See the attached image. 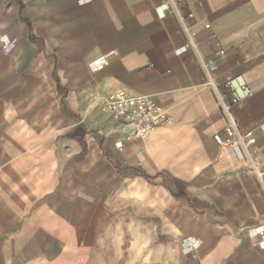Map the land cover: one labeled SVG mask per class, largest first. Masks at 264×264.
I'll list each match as a JSON object with an SVG mask.
<instances>
[{
	"label": "crops",
	"instance_id": "1",
	"mask_svg": "<svg viewBox=\"0 0 264 264\" xmlns=\"http://www.w3.org/2000/svg\"><path fill=\"white\" fill-rule=\"evenodd\" d=\"M118 90L171 122L127 140ZM254 168L264 0H0V264H264Z\"/></svg>",
	"mask_w": 264,
	"mask_h": 264
},
{
	"label": "built area",
	"instance_id": "2",
	"mask_svg": "<svg viewBox=\"0 0 264 264\" xmlns=\"http://www.w3.org/2000/svg\"><path fill=\"white\" fill-rule=\"evenodd\" d=\"M171 1L165 6L169 9ZM223 55V51L219 52ZM207 71V64H202ZM211 81V79H210ZM228 84V82H227ZM220 107L226 119L224 128L225 137L216 133L213 139L218 144L234 143L246 150V139L250 136V131H242L237 124L235 116L230 106L225 104L221 98ZM239 98L234 95L231 103H236ZM102 108L107 110L113 116L114 120L123 127L127 140H136L147 138L158 127L167 125L171 122V117L160 107V105L152 98L145 96H134L127 94L124 90H118L111 93L102 102ZM122 143H116L120 147ZM259 184L264 189L263 173L254 168ZM260 243H264V229L258 231Z\"/></svg>",
	"mask_w": 264,
	"mask_h": 264
}]
</instances>
